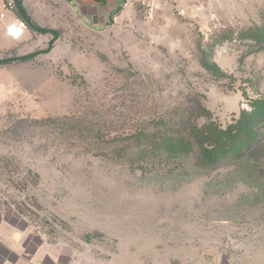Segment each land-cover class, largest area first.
<instances>
[{
  "label": "rangeland",
  "instance_id": "obj_1",
  "mask_svg": "<svg viewBox=\"0 0 264 264\" xmlns=\"http://www.w3.org/2000/svg\"><path fill=\"white\" fill-rule=\"evenodd\" d=\"M24 5L58 38L0 36V217L21 243L69 264H264V159L130 166L109 144L159 118L201 126L198 106L225 128L264 99V48L242 37L264 0H176L152 21L129 0Z\"/></svg>",
  "mask_w": 264,
  "mask_h": 264
},
{
  "label": "trees",
  "instance_id": "obj_2",
  "mask_svg": "<svg viewBox=\"0 0 264 264\" xmlns=\"http://www.w3.org/2000/svg\"><path fill=\"white\" fill-rule=\"evenodd\" d=\"M14 3L17 18L28 30L53 35V40L43 52L50 51L58 33L37 26L24 9L22 0H14ZM242 37L264 48V12L262 26L246 30ZM39 53H32L19 60L25 61ZM10 62V59L0 60V65ZM201 66L213 75L222 76L218 67L208 60H202ZM192 112L205 117L206 122L201 126L193 124L192 113L173 120L154 119L149 123L150 130L145 128L127 135L126 143L120 140L114 142L112 139L113 142L109 143L111 151L120 157L131 153L128 159L130 166L193 157L196 167L208 171L220 168L225 162L239 161L246 157L254 161L264 159V99L252 100L250 110L241 111L238 118L225 128L216 124L211 113L201 106Z\"/></svg>",
  "mask_w": 264,
  "mask_h": 264
},
{
  "label": "crops",
  "instance_id": "obj_3",
  "mask_svg": "<svg viewBox=\"0 0 264 264\" xmlns=\"http://www.w3.org/2000/svg\"><path fill=\"white\" fill-rule=\"evenodd\" d=\"M9 1L14 0H0V14H5L4 18H0V36L7 41L13 42V38H11L6 32V27L11 24L19 26L20 24L23 25V23L17 18L14 8L10 11H3L4 5H6ZM70 1L81 4L85 9L95 8L99 5L109 9H114L121 1L125 0ZM24 2L25 0H23V6L24 9H26ZM23 29L24 25L22 27V31ZM21 240V237L16 234L9 224L2 221L0 217V264H69L60 260H53L50 257L48 258L47 254L45 252L42 253L39 248H37L34 252L33 248L27 247L26 244H22Z\"/></svg>",
  "mask_w": 264,
  "mask_h": 264
},
{
  "label": "built area",
  "instance_id": "obj_4",
  "mask_svg": "<svg viewBox=\"0 0 264 264\" xmlns=\"http://www.w3.org/2000/svg\"><path fill=\"white\" fill-rule=\"evenodd\" d=\"M133 4L137 5V7L142 12L145 19L148 21L154 20L158 14L167 9H172L176 7V0H129ZM14 8L13 1H9L6 5L3 7V11H10ZM176 11L179 15H182L184 13L183 10L178 9L176 7ZM5 14L1 13L0 18H4ZM21 26V27H19ZM15 26L14 24L8 25L6 27L7 34L15 39L19 37L22 33V27L23 25Z\"/></svg>",
  "mask_w": 264,
  "mask_h": 264
}]
</instances>
